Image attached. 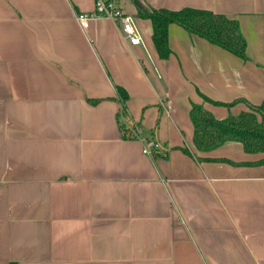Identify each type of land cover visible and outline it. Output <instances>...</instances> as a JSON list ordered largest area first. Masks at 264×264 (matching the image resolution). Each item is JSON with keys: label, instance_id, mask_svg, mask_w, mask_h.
Masks as SVG:
<instances>
[{"label": "crops", "instance_id": "1", "mask_svg": "<svg viewBox=\"0 0 264 264\" xmlns=\"http://www.w3.org/2000/svg\"><path fill=\"white\" fill-rule=\"evenodd\" d=\"M135 1L132 46L81 28L95 0H0V264H264V153L200 151L190 117L264 101V0H138L237 19L246 61L176 24L161 58Z\"/></svg>", "mask_w": 264, "mask_h": 264}, {"label": "trees", "instance_id": "2", "mask_svg": "<svg viewBox=\"0 0 264 264\" xmlns=\"http://www.w3.org/2000/svg\"><path fill=\"white\" fill-rule=\"evenodd\" d=\"M141 15L152 21L153 41L159 56L163 59L168 58L171 54L169 26L176 24L190 34L204 38L211 44L217 45L245 61L248 60L247 42L240 22L235 18L192 8H184L179 11L151 8L148 13L141 10ZM117 91L122 101V113L126 116L124 103L129 99V95L123 88L119 87ZM204 99L217 106L226 107H232L245 101L237 100L226 104L211 101L207 97ZM245 103L249 107V111L221 119H217L203 106L193 104L190 117L194 125V144L197 149L207 152L228 142H237L243 146L246 153H264V101L258 106L247 101ZM184 151L190 154L187 149ZM216 161L229 162L227 159H216ZM257 164H264V159L254 165Z\"/></svg>", "mask_w": 264, "mask_h": 264}, {"label": "built area", "instance_id": "3", "mask_svg": "<svg viewBox=\"0 0 264 264\" xmlns=\"http://www.w3.org/2000/svg\"><path fill=\"white\" fill-rule=\"evenodd\" d=\"M121 0H95V8L90 13H80L77 21L82 29H88L90 21L97 19H109L122 26V33L130 45L136 46L143 43L140 30L136 27L132 16L128 15L121 6ZM157 147L154 141H146L144 152L151 154Z\"/></svg>", "mask_w": 264, "mask_h": 264}, {"label": "water", "instance_id": "4", "mask_svg": "<svg viewBox=\"0 0 264 264\" xmlns=\"http://www.w3.org/2000/svg\"><path fill=\"white\" fill-rule=\"evenodd\" d=\"M134 4L140 9L142 10L144 13H148V9H146L138 0H136L134 2Z\"/></svg>", "mask_w": 264, "mask_h": 264}, {"label": "rangeland", "instance_id": "5", "mask_svg": "<svg viewBox=\"0 0 264 264\" xmlns=\"http://www.w3.org/2000/svg\"><path fill=\"white\" fill-rule=\"evenodd\" d=\"M226 107V106H225ZM226 108H230V107H226ZM230 115H233V114H230ZM229 116V115H228ZM227 117V116H226ZM225 118V117H224Z\"/></svg>", "mask_w": 264, "mask_h": 264}]
</instances>
